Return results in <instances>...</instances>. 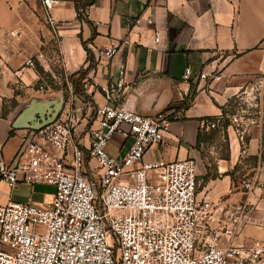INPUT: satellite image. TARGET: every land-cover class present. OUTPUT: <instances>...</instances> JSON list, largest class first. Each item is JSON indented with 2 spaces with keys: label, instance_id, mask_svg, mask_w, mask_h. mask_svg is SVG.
Listing matches in <instances>:
<instances>
[{
  "label": "crops",
  "instance_id": "crops-1",
  "mask_svg": "<svg viewBox=\"0 0 264 264\" xmlns=\"http://www.w3.org/2000/svg\"><path fill=\"white\" fill-rule=\"evenodd\" d=\"M87 8L89 14L81 20L76 0L56 4L50 11L57 24L54 28L43 0H0V162H17L24 143L42 127L36 125L42 122L39 112L16 125L34 103L51 108L62 103L56 119L59 114L65 118L71 106L78 121L75 134L87 144L90 126L87 129L80 123V110L91 119L92 107L96 110L104 103L98 87L122 79L127 84L115 93L112 105L145 116L165 110L170 114L168 131L149 149L145 160H195L199 197L208 198L218 209L244 207L246 220L231 242L242 246L264 242V134L258 125L238 129L228 118L234 116L228 113L231 100L252 81L264 80V0H96ZM155 30L161 35L158 44ZM55 37L68 81L88 67L81 39H92L96 66L82 81L83 95H76L74 102L70 95L67 101L49 99L60 90L43 87L47 74L36 70V64L45 61L42 39L48 44ZM124 40L130 44L119 54L98 58L102 49ZM28 59L34 68L24 66ZM187 67L191 75L185 79ZM203 72L205 79L200 78ZM213 73L219 78L213 79ZM74 104L81 106L74 109ZM210 118L218 121V128L205 133L203 120ZM118 134L116 148L109 142L107 148L111 156L121 159L134 136L128 127ZM253 175L259 185L247 191L243 184ZM35 186L49 187L42 201L34 199ZM54 192L53 186H29L22 181L11 187L0 176L1 205L33 202L49 206ZM219 244L229 242L222 237Z\"/></svg>",
  "mask_w": 264,
  "mask_h": 264
},
{
  "label": "built area",
  "instance_id": "built-area-1",
  "mask_svg": "<svg viewBox=\"0 0 264 264\" xmlns=\"http://www.w3.org/2000/svg\"><path fill=\"white\" fill-rule=\"evenodd\" d=\"M63 2L43 0L54 28L50 11ZM81 12L89 14L87 7ZM160 36L155 30L156 44ZM128 44L130 40H124L105 47L98 58H112ZM24 66L35 64L28 59ZM190 75L187 67L184 78ZM212 77L219 78L214 73ZM66 80L74 102L73 86L68 76ZM126 84L118 79L98 87L104 103L96 109L87 144L75 134L78 121L70 106L65 118L43 125L24 143L17 162H0V176L11 187L22 181L55 189L49 206L0 204V264H264V242H231L246 220L244 207L218 209L199 197L195 160H145L168 131L170 114L145 116L112 105L115 93ZM228 118L239 122L236 116ZM125 127L134 141L116 159L106 147ZM217 128V120H203V132ZM258 185L257 175L243 184L247 191ZM222 237L227 246L219 244Z\"/></svg>",
  "mask_w": 264,
  "mask_h": 264
},
{
  "label": "rangeland",
  "instance_id": "rangeland-1",
  "mask_svg": "<svg viewBox=\"0 0 264 264\" xmlns=\"http://www.w3.org/2000/svg\"><path fill=\"white\" fill-rule=\"evenodd\" d=\"M42 52L44 54V60L50 64L52 71L54 72L56 78L51 74L49 71V66L45 63V61L40 62L43 65V69L47 75L43 77V87L52 86L60 91H54L53 96H50L49 99H53L55 101L61 100V97L67 101L70 92L66 89L67 83L66 79L64 78L65 74H63L61 68V58L57 51V38L55 37L52 42L47 44L46 39H42ZM33 61L35 62L34 58ZM43 63V64H42ZM45 65V66H44ZM47 67V70H45ZM51 75V76H50ZM261 80L257 79L252 81L250 84L246 85L244 89L239 93L238 96L234 97L231 100V105L228 108V113L230 115H234L239 119L238 123H234L237 125L238 129H249L252 126L258 125L264 134V82H260ZM54 88V89H55ZM83 90V88H82ZM47 98V97H46ZM89 97H82L86 102H88ZM81 99V100H82ZM47 100V99H46ZM83 101V100H82ZM14 103H12V107ZM81 104H74L73 108L76 109L80 107ZM65 107V104H64ZM64 109V108H63ZM80 123L86 125L85 127L88 129L89 126L92 125V121L95 118L96 110L92 107L91 114L87 117V113L85 110H80ZM62 118L59 114L58 118ZM118 133H115L113 137L110 139L109 143L110 146L115 149V140L118 137ZM108 152V148L106 147ZM35 200L43 199L44 193L49 191V187L47 186H35L34 188Z\"/></svg>",
  "mask_w": 264,
  "mask_h": 264
},
{
  "label": "trees",
  "instance_id": "trees-1",
  "mask_svg": "<svg viewBox=\"0 0 264 264\" xmlns=\"http://www.w3.org/2000/svg\"><path fill=\"white\" fill-rule=\"evenodd\" d=\"M95 1L96 0H76V10H77L78 18L79 19L83 20L84 17H85L82 14L81 10L84 9V8H86V7H88V6H91L92 4H94ZM81 42H82V45H83L84 49L87 52V59L89 61V65H88V67L86 69H83L81 71H78V72L72 74L69 77V81L73 85V91H74L75 95H79V96H82L83 95L82 81L86 78L87 74L93 68H95V66H96L94 53H93L92 48H91L92 39H90L88 41H83L81 39ZM36 70L42 76L45 74V71H44L43 67H41L39 63L36 64ZM164 112H166V110Z\"/></svg>",
  "mask_w": 264,
  "mask_h": 264
},
{
  "label": "water",
  "instance_id": "water-1",
  "mask_svg": "<svg viewBox=\"0 0 264 264\" xmlns=\"http://www.w3.org/2000/svg\"><path fill=\"white\" fill-rule=\"evenodd\" d=\"M62 109V103H59L58 105H55L53 108H51L49 106V104H43V105H40V104H32L30 106H28L24 111L23 113L21 114V116L19 117V119L16 121V125L19 126L23 123V121H25V119L32 115L33 113L35 112H39L40 116L42 117V122L40 123L39 121L36 122V125L37 126H41L42 124L45 125V124H48L52 121H54L59 113V111ZM47 113L50 114V116H47ZM44 114L47 116V117H43ZM42 125V126H43Z\"/></svg>",
  "mask_w": 264,
  "mask_h": 264
}]
</instances>
